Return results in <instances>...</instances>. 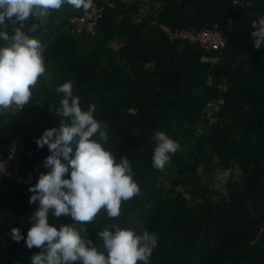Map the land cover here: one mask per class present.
Segmentation results:
<instances>
[{
	"label": "trees",
	"instance_id": "obj_1",
	"mask_svg": "<svg viewBox=\"0 0 264 264\" xmlns=\"http://www.w3.org/2000/svg\"><path fill=\"white\" fill-rule=\"evenodd\" d=\"M87 11L66 5L32 34L45 46L47 80L24 109L0 118V152L17 145L0 188V264H30L40 251L11 229L26 238L39 209L29 187L50 171V152L36 139L58 127L55 89L67 81L82 109L96 106L116 161L131 160L141 189L119 218L98 214L80 230L84 239L99 244L98 232L118 223L156 233L151 264H264V48L254 49L251 35L264 0H119L95 27L80 28L73 19ZM163 25L217 27L227 42L212 50L173 41ZM157 130L179 144L163 170L152 166Z\"/></svg>",
	"mask_w": 264,
	"mask_h": 264
},
{
	"label": "clouds",
	"instance_id": "obj_2",
	"mask_svg": "<svg viewBox=\"0 0 264 264\" xmlns=\"http://www.w3.org/2000/svg\"><path fill=\"white\" fill-rule=\"evenodd\" d=\"M92 3L93 0H0V118L10 109L21 110L38 92L41 79L47 80L45 46L32 34L64 6L87 11ZM29 20L33 21L30 26ZM252 27L254 49L260 50L264 48V15L253 21ZM208 83L211 86V79ZM73 87L67 81L55 89L61 96L55 108L58 127L46 129L36 139L39 148L49 149L43 167L50 171L41 173L38 182L29 187L33 193L29 203L38 201L39 209L31 217L26 238L16 227L11 229V237L17 242L26 239L29 249H40L30 264H151L158 246L154 232L137 233L112 223L98 232L99 244L81 235L80 230L92 224L98 214L119 218L122 205L138 196L141 189L131 160L125 156L116 161L108 125L96 119V106L82 109L81 97L74 94ZM129 113L136 115V110L129 109ZM151 139L155 144L152 166L163 170L179 144L161 130L155 131ZM66 174H70L69 178H65ZM26 183L31 185V178ZM50 217H68L71 222L57 226Z\"/></svg>",
	"mask_w": 264,
	"mask_h": 264
},
{
	"label": "built area",
	"instance_id": "obj_3",
	"mask_svg": "<svg viewBox=\"0 0 264 264\" xmlns=\"http://www.w3.org/2000/svg\"><path fill=\"white\" fill-rule=\"evenodd\" d=\"M94 1L92 3L91 9L88 10L83 16L73 19V22H78L80 28L86 26L93 28L99 21L104 17V13L106 8H115L117 5V1L119 0H99ZM142 16V15H141ZM137 21L141 22L140 16H137ZM164 30L169 34L170 38L175 41L182 42H191L201 45L206 49L218 50L223 48L226 45L227 39L221 33V31L216 28H205L203 30L197 29H178L173 30L167 25H163ZM217 59H213L208 55H204L202 57V61H213L215 62ZM36 97L35 93H33L30 98L29 103ZM27 105V104H26ZM22 108L24 109L25 106ZM19 110V109H18ZM17 150V145L14 143L7 154L0 152V188L2 187L3 180L7 174L8 169L11 167L12 162L15 158Z\"/></svg>",
	"mask_w": 264,
	"mask_h": 264
},
{
	"label": "rangeland",
	"instance_id": "obj_4",
	"mask_svg": "<svg viewBox=\"0 0 264 264\" xmlns=\"http://www.w3.org/2000/svg\"><path fill=\"white\" fill-rule=\"evenodd\" d=\"M118 46V45H117ZM237 180H240V177H236Z\"/></svg>",
	"mask_w": 264,
	"mask_h": 264
}]
</instances>
